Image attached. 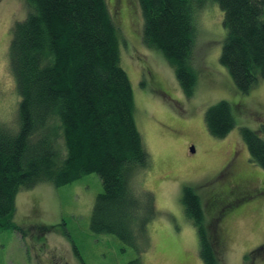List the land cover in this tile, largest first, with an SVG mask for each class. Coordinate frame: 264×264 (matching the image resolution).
<instances>
[{"label": "trees", "instance_id": "1", "mask_svg": "<svg viewBox=\"0 0 264 264\" xmlns=\"http://www.w3.org/2000/svg\"><path fill=\"white\" fill-rule=\"evenodd\" d=\"M208 1L139 0L142 41L163 54L188 98L197 82L194 13ZM212 1L224 12L220 63L247 94L264 80V0ZM23 2L27 14L13 24L9 45L20 96L18 122L14 128L0 122V225L16 229L11 220L20 192L44 183L63 187L97 174L103 191L93 207L91 230L138 248L148 242L156 199L146 190L135 192L134 178L150 159L108 1ZM205 122L213 137L226 138L235 128L232 106L220 101L209 107ZM241 136L250 160L264 171V136L246 127ZM182 198L199 231L203 263L221 264L218 234L213 219L206 224L201 196L186 186ZM132 264H141L140 257Z\"/></svg>", "mask_w": 264, "mask_h": 264}, {"label": "rangeland", "instance_id": "2", "mask_svg": "<svg viewBox=\"0 0 264 264\" xmlns=\"http://www.w3.org/2000/svg\"><path fill=\"white\" fill-rule=\"evenodd\" d=\"M107 1L150 159L134 178L136 193L143 189L156 199L148 242L135 248L91 230L103 186L97 174H90L67 186L44 183L20 192L11 220L16 229L0 225V264H132L138 257L141 264H204L198 228L182 203L186 186L201 196L206 224L214 221L221 264H264V171L250 160L241 136L244 127L264 136V80L243 94L221 65L224 12L212 0L195 10L197 82L188 98L163 54L144 45L139 0ZM26 14L23 0H0V122L11 128L20 104L9 61L11 29ZM220 101L232 106L235 119L224 139L213 137L205 122L208 108Z\"/></svg>", "mask_w": 264, "mask_h": 264}]
</instances>
